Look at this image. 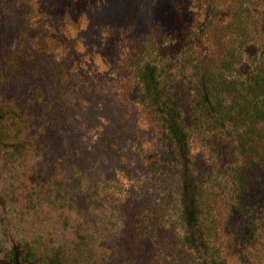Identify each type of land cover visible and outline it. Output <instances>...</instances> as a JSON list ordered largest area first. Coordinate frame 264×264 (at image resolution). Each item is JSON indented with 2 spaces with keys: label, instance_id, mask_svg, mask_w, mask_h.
<instances>
[{
  "label": "trees",
  "instance_id": "1",
  "mask_svg": "<svg viewBox=\"0 0 264 264\" xmlns=\"http://www.w3.org/2000/svg\"><path fill=\"white\" fill-rule=\"evenodd\" d=\"M10 1L0 0V7ZM45 1L12 3L19 15L18 47L0 55V172L24 163L30 155L42 154L30 116L17 97L4 95L1 87L20 68L25 57L21 52L33 50L29 45L20 49L22 34L28 41L37 39L25 22L30 13L21 6L32 5L37 9L34 17L40 19L37 23L47 24L44 15L54 18L57 14L52 0ZM179 1L187 4L184 10L191 20L182 21L177 8L182 24L179 28L160 24L162 39L156 26L132 28L129 22L126 27L108 28L118 33L117 49L129 39V31L139 37L138 58L130 62L128 71L121 72L127 81L123 96L136 102L146 129L154 126L148 134L167 136L170 160L161 161L159 153L149 154L152 160L146 165L154 167L148 169V178L162 185L167 169H173L177 183L173 197L160 185L151 192L138 189L160 203L136 207L133 229L138 233H131L129 252L122 250L116 260L113 252H107L108 257L99 250V244L107 241L99 242L95 232L79 228L72 238L28 235L22 224L24 214L54 199L33 194V204L23 205L27 212H14L7 205L14 198L0 181V264H264V0ZM50 31L55 34L49 37L57 44L59 32ZM86 46L83 41V54H89ZM40 53L51 58L54 52L47 48ZM89 55L81 80L86 77L92 86L97 70ZM116 58L103 57V64L112 66ZM39 102L47 109L53 105L48 97ZM202 153H206L205 168L197 162ZM116 191L122 197L118 186L110 196L115 198ZM165 199L164 210H156ZM122 203L123 198L111 213L124 221L133 208Z\"/></svg>",
  "mask_w": 264,
  "mask_h": 264
},
{
  "label": "rangeland",
  "instance_id": "2",
  "mask_svg": "<svg viewBox=\"0 0 264 264\" xmlns=\"http://www.w3.org/2000/svg\"><path fill=\"white\" fill-rule=\"evenodd\" d=\"M13 1L0 7V55L18 47L15 37L19 15ZM52 3L57 15L54 18L44 15L47 24L37 23L40 19L34 17L37 9L32 5L21 6L30 13L25 22L30 24L28 30L37 39L28 41L22 38V34L20 49L29 45L33 50L21 52L25 57L20 61V68L13 71L12 79H6L1 87L4 95H15L30 116L32 132L42 147V154L30 155L24 163L13 164L12 169L1 171V187L7 188L14 198L7 204L14 212L26 211L23 205L33 204V194L54 199L37 205L29 213L26 211L22 224L28 235L72 238L79 228L95 232L99 242L107 241L99 244V250L106 256L107 252H113L118 260L122 250L129 252L131 233H138L133 229L137 220L136 207H147L153 201L160 203L144 192H151L153 188L157 190L160 185L161 189H169L167 195L172 198L177 183L173 169L169 171V168L163 175L165 185L148 178L151 165L147 169L146 164L152 160L149 154L159 153L161 161L170 160L167 136L148 134L147 131L154 126L146 129L147 123L142 120V113L136 110V102L126 101L123 96L127 81L121 78V72L128 71V66L138 58L139 37L129 31V39L117 49L118 33L108 28L126 27L129 22L132 28L139 25L140 29L156 26L159 31L160 24H177L175 26L179 28L182 22L176 15L177 8L182 21L188 23L191 19L184 10L187 4L179 0H92L90 3L52 0ZM24 18L22 15L21 19ZM49 22L53 25L50 26ZM48 30L59 32L57 44L49 37L52 31ZM157 36L159 39L164 37L160 31ZM83 41L97 70L92 86L86 77L81 80L82 71L88 70L91 60L89 54H83ZM36 44L53 50L52 57L40 53L45 49L39 48L40 45L36 47ZM36 52L40 53L39 56L31 57ZM112 55L117 56L115 64L104 65L106 59L102 58ZM40 91L53 100L49 109L39 102L47 99L40 95ZM34 98L37 101L31 100ZM134 112L140 115L141 122ZM205 157L206 153H202L197 158L203 168L207 161ZM75 171L79 174L75 175ZM117 186L123 195L120 197L116 191L113 198L110 193ZM134 186L138 188L134 190ZM252 197L255 198L254 194ZM121 198L122 204L126 202L133 208L124 221L111 213ZM167 204V200L161 202L156 205V210L163 211Z\"/></svg>",
  "mask_w": 264,
  "mask_h": 264
}]
</instances>
